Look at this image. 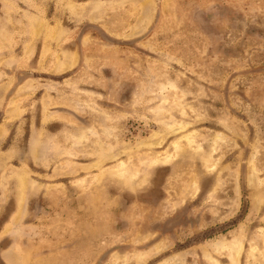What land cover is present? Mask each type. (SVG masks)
<instances>
[{
    "label": "rangeland",
    "instance_id": "1",
    "mask_svg": "<svg viewBox=\"0 0 264 264\" xmlns=\"http://www.w3.org/2000/svg\"><path fill=\"white\" fill-rule=\"evenodd\" d=\"M0 264H264V0H0Z\"/></svg>",
    "mask_w": 264,
    "mask_h": 264
},
{
    "label": "bare ground",
    "instance_id": "2",
    "mask_svg": "<svg viewBox=\"0 0 264 264\" xmlns=\"http://www.w3.org/2000/svg\"><path fill=\"white\" fill-rule=\"evenodd\" d=\"M257 207H258V206H257ZM232 248H233V247H232ZM237 249H238V248H237ZM235 252H236V249H235ZM235 252H234V253H235ZM238 253H240V250L238 251Z\"/></svg>",
    "mask_w": 264,
    "mask_h": 264
}]
</instances>
